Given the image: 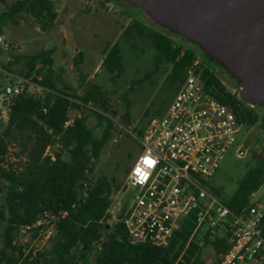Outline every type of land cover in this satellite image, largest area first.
<instances>
[{
    "label": "trees",
    "instance_id": "trees-1",
    "mask_svg": "<svg viewBox=\"0 0 264 264\" xmlns=\"http://www.w3.org/2000/svg\"><path fill=\"white\" fill-rule=\"evenodd\" d=\"M21 12L39 21L46 18L51 24L58 17L52 0L16 1L7 16L17 23L14 18ZM168 34L158 30L148 34L154 50L153 72L169 65L167 80L176 94L186 70L199 59L197 70H202L204 89L229 104L240 125H255L259 121L257 113L236 99L233 88L237 86L224 84L207 66L208 60L199 48L178 44ZM52 53L46 49L27 57L23 68L15 73L24 79V89L14 97L0 131V264H204L200 259L199 233L203 234L202 243L211 246L218 264L230 246L231 215L251 207L249 197L264 182V163L250 167L232 195L223 201L231 214L221 225L223 234L211 237L201 229L194 232L195 215L190 214L165 246L133 241L123 222L126 203L116 220L110 222L112 194L120 186L113 187V180L105 176L92 177L101 152L116 129L115 123L100 108L103 104L96 95L98 86L91 85L84 97L78 96L75 89L68 93L55 89ZM19 60L15 57L13 62ZM10 65L6 66L9 74ZM101 66L109 77L122 72V56L116 43L105 51ZM30 85L40 92H29ZM81 107L95 118L92 127L85 116L71 119L70 111ZM123 118L128 124L127 112ZM145 124L134 131L141 134ZM261 126L264 129V124ZM49 148L54 149L53 153L46 152ZM43 212L54 215L52 234L46 245L25 252L15 243V236L22 225L32 223ZM261 222L264 235V216ZM29 233L38 235L37 230Z\"/></svg>",
    "mask_w": 264,
    "mask_h": 264
},
{
    "label": "rangeland",
    "instance_id": "rangeland-1",
    "mask_svg": "<svg viewBox=\"0 0 264 264\" xmlns=\"http://www.w3.org/2000/svg\"><path fill=\"white\" fill-rule=\"evenodd\" d=\"M16 1L19 0H0V29L10 45L8 51L0 52V88L12 83L16 76L21 77L15 73L23 68L27 57L46 49L53 52L52 80L56 90L68 93L75 89L78 96L84 97L91 85L98 86L96 95L103 104L100 108L113 119L116 129L103 148L92 177L105 176L113 180V187L116 184L120 186L119 190L113 191L109 208L110 222L115 221L126 203L124 185L127 174L141 153L140 145L129 137V131L140 128L152 117L162 116L175 95L174 88L167 80L170 66L162 65L156 73L153 72L154 50L148 34L156 29L148 20L149 25L141 21V11H127L122 3L114 0H52L58 13L52 24L46 18L36 20L27 12L19 13L14 18L17 23H14L7 14ZM158 31L169 36L163 30ZM170 37L174 42L182 43ZM115 43L122 56L123 70L109 77L101 62L105 51ZM15 57L20 60L13 62ZM9 65L11 74L6 69ZM28 91L33 94L40 92V89L30 85ZM235 97L241 101L239 95ZM95 109L99 110V107ZM126 112L128 124L123 118ZM256 113L259 123L242 126L237 134V144L247 150L244 156L238 158L234 148L230 149L217 174L206 181L207 189L222 202L232 195L250 167L264 163V129L261 126L264 118ZM80 116L86 117L89 127L96 122L84 107L70 111L71 119ZM5 122L6 119L0 117V131ZM53 150L49 148L46 152L53 153ZM249 203L264 216V182L258 191L251 194ZM2 229L3 223H0V240ZM224 231L222 226L219 227L217 235ZM197 235L200 259L204 264H215L211 246L202 243V233ZM47 240L44 235L33 237L32 233L22 231L15 236V243L22 246L25 252L46 245Z\"/></svg>",
    "mask_w": 264,
    "mask_h": 264
},
{
    "label": "built area",
    "instance_id": "built-area-1",
    "mask_svg": "<svg viewBox=\"0 0 264 264\" xmlns=\"http://www.w3.org/2000/svg\"><path fill=\"white\" fill-rule=\"evenodd\" d=\"M9 42L0 32V52ZM195 59L166 111L149 119L141 134H129L140 145L127 174L123 222L133 241L157 246L169 243L182 221L195 215L194 232L201 229L211 237L226 221L228 208L206 187L220 169L230 149L241 158L247 151L237 144L240 125L231 106L204 89L202 70ZM16 77L0 90V117L7 119L14 97L24 89ZM238 96V87H234ZM262 214L254 207L231 215L230 246L218 264H264ZM54 215L43 212L35 221L21 226L22 232L37 230L49 237Z\"/></svg>",
    "mask_w": 264,
    "mask_h": 264
},
{
    "label": "water",
    "instance_id": "water-1",
    "mask_svg": "<svg viewBox=\"0 0 264 264\" xmlns=\"http://www.w3.org/2000/svg\"><path fill=\"white\" fill-rule=\"evenodd\" d=\"M224 69L247 105L264 107V0H123Z\"/></svg>",
    "mask_w": 264,
    "mask_h": 264
},
{
    "label": "flooded vegetation",
    "instance_id": "flooded-vegetation-1",
    "mask_svg": "<svg viewBox=\"0 0 264 264\" xmlns=\"http://www.w3.org/2000/svg\"><path fill=\"white\" fill-rule=\"evenodd\" d=\"M115 2H120L124 5V9L128 11V9H132L134 11H141V15H140V19L141 21L145 22L146 24H148L147 20L152 24V26L156 29V30H163L165 32H169L166 29L158 26L156 23H154L152 20L149 19V17L139 8L132 6L128 3H126L123 0H114ZM119 4V3H118ZM149 25V24H148ZM170 33V32H169ZM172 35V37L176 38L177 40H181V42L185 45H187L188 47H191L193 49H197L198 47L195 44H192L188 41H186L185 39H183L181 36L174 34V33H170ZM200 50V49H199ZM207 66L212 69L214 71V73H216V75L222 80V82L228 86H230L231 88H233L236 84L235 81L233 79H231L224 71V69L220 66H217L215 63L213 62H208ZM250 106V105H249ZM252 107L256 112H258L262 118H264V107L260 106V105H253L250 106ZM259 123V122H258Z\"/></svg>",
    "mask_w": 264,
    "mask_h": 264
},
{
    "label": "crops",
    "instance_id": "crops-1",
    "mask_svg": "<svg viewBox=\"0 0 264 264\" xmlns=\"http://www.w3.org/2000/svg\"><path fill=\"white\" fill-rule=\"evenodd\" d=\"M258 205V204H257ZM251 208L253 207L251 204H250Z\"/></svg>",
    "mask_w": 264,
    "mask_h": 264
}]
</instances>
